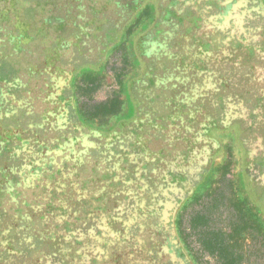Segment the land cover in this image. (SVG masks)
Instances as JSON below:
<instances>
[{"label":"rangeland","instance_id":"374dc122","mask_svg":"<svg viewBox=\"0 0 264 264\" xmlns=\"http://www.w3.org/2000/svg\"><path fill=\"white\" fill-rule=\"evenodd\" d=\"M117 3L0 0V109L11 107L7 96L28 93L35 103L41 82L58 89L62 107L61 115L37 110L26 119L19 108L0 121V264H185L178 256L188 254L184 245L175 251L177 201L187 185L196 187L192 198L205 187L194 183L199 171L223 150L215 153L212 138L230 134L222 131L221 120L222 126L240 122L230 136L244 143L248 155L239 164L235 156L212 197L192 205L185 218L205 215L204 236L221 232L237 264H264V245L255 235L237 245L227 241L235 221L229 200L236 172L253 183L234 186L233 193L246 195L249 223L264 231V6L259 0ZM53 16L66 24H55ZM43 19L48 23L41 26ZM13 30L24 35L14 38ZM59 33L62 48L51 44ZM159 40L166 48H154ZM155 49L157 59L142 57ZM233 84L243 89L240 100L229 90ZM121 85L124 90L116 91ZM117 96L124 100L122 114L110 115L98 130L110 140L88 137L96 123L86 108ZM255 105L262 109L257 118ZM125 113L134 121L121 120ZM158 152L159 162L150 159ZM226 157L217 156L214 166ZM146 182L179 186L148 200ZM145 200L149 206L138 209ZM135 207L138 216L132 214ZM117 216L123 222H115ZM189 234L199 264H222L216 255L200 252L197 233ZM38 238L62 246L46 251Z\"/></svg>","mask_w":264,"mask_h":264},{"label":"trees","instance_id":"16d2710c","mask_svg":"<svg viewBox=\"0 0 264 264\" xmlns=\"http://www.w3.org/2000/svg\"><path fill=\"white\" fill-rule=\"evenodd\" d=\"M120 1L121 0H118L117 6L121 5ZM259 1H260L261 5L264 6V0H259ZM140 2L142 3V0H140ZM141 3H138L137 6L141 5ZM133 5L134 4H132V6ZM52 18L57 22V23L55 22V24H58L60 27H63L66 24V22H64L62 20V18H60V17L53 16ZM46 20L48 21V19H43L42 21H40L39 24L41 26L47 25L48 22ZM5 21H7V20H3V22H5ZM5 28L8 29L7 27H4V31H5ZM8 32H10V31H8ZM15 32H17V33H14V30L12 32H10V34H12V37H14V38L16 35H17V38H22V35H24V33H22L21 31L18 33V31L15 30ZM4 33H7V31H5ZM51 44L55 45L56 47H61V48L63 47L64 43H63V40L60 36V33L52 38ZM152 44L154 45V48H157V47L160 48L161 47L160 50H162V47L166 48V44L164 45L163 40H159L156 43H152ZM206 51L203 50V52H206ZM167 52L168 53L170 52V48H168ZM157 53H158V51H157V49H155V51H153L151 54H148L147 52H146V54H142V57H148L150 60H155L158 58V57H154ZM40 65H41V63H40ZM35 67H37V66H35ZM203 68H202V70H203ZM56 71H61L62 73L67 74L64 69H58ZM45 72L49 76L54 71H51V72L45 71ZM213 74L217 75L216 72H214ZM16 79L19 80L18 77ZM40 79H43V76L42 77L40 76ZM48 79H49V77H48ZM49 80L51 83L52 78H50ZM158 81H161V80L158 79ZM120 84H121V82H120ZM41 85H42L41 89H39V91H37L35 93V97H34L35 103H33L32 99H30V97H29L30 95L28 93L26 94V96H20V97L7 96L5 99L8 102H11V107L9 108V110H4V111L2 109H0V121L3 122L7 119L12 118L14 116V114L17 113L16 109H19V108L22 109V112H23L22 115L25 119L27 118L26 116H28V118H33L37 114H40V112L42 110H45V111L47 110L46 114H55L57 116V114L59 113V115H61L62 112H59V111H62V107L56 101V97H57L56 94H57L58 89L56 91H53V87L51 86V84L49 85L46 82H41ZM213 85H214V83L212 82L211 87H214V86L216 87V85H218V84H217V82H215V85L214 86ZM67 86H68L67 84L66 85L64 84V86L60 87L59 89H65ZM234 87H236L235 84H233V86L230 87L229 90L231 89V91H234L232 94L234 96L238 97V100H240L242 98L241 93H242L243 89L242 88L237 89V87H236V90H238V91H236L233 89ZM123 90H124V86L121 85V88L116 90V91L122 92ZM263 93L264 92L262 91L261 95H263ZM237 95H239L240 97ZM12 104H14V106ZM34 104L36 105V107ZM25 105L28 106V110H26V112H25V110L23 111V109H25V107H23V106H25ZM51 105L55 106V107H53V109H49V106H51ZM57 106L60 109H57L56 108ZM123 107H124V100L119 98V96H117L111 100L108 99L106 102L98 103L92 107H90V106L87 107L86 110L88 113H90V117L93 120V123L94 124L96 123V127H94V129H96V130L94 131V129H93V131H91V133H89L87 136L88 137L95 136L97 138H98V136H101V137H103L102 140H106V141L110 140V138H109L110 136H108L106 134V132L101 133L98 130L100 128V125L103 123V121L106 120L110 115L116 114V113H119L121 115L122 114L121 111H122ZM255 107H256L257 111H254L255 112L254 116H255V118H257V117H259V115H261L262 109L256 105H255ZM30 108H32L33 112L30 111ZM37 110H41V111L38 112ZM256 112H257V114H256ZM28 113H30V114H28ZM119 118L121 120L126 121V122L129 121L130 123L134 121V116H132V115L130 116L127 113L123 114ZM226 120H228V118ZM220 122H221L220 125L223 128L222 131L227 130L230 132V134L233 133L232 132L233 126L236 123H240L238 120H235V121L230 122V124L228 126H222V120ZM240 125L241 124H239V126ZM49 131L50 130L48 128L47 133H49ZM230 134H227L224 136L215 135L212 138L217 145L215 153L218 152L220 149H223V150L219 153L220 155H215L214 157H213L214 154L211 155L207 168H203L199 171V175H198L199 180H197L194 183L205 182V187H203L201 189L202 192L200 194L198 193L196 198L195 197L192 198L193 196H195V188L196 187H194V184H192L190 186L187 185L186 186L187 191L185 193L184 198H181L177 201L176 217H175L174 222H173V225L175 226V233L177 236V240H176L177 246L175 248V251H176V253H178V249L181 248V244L184 245L188 254L185 256L178 255V254L177 255L183 261H185V264H191L190 258L194 261V263H196V264L200 263V260H198V257L194 255L192 250H190L189 244L187 243V240L190 237V234H189L190 231L197 233L196 236H198V239L201 241L200 243H201L202 247L200 249V252L203 251L205 253H208V255H211V256L216 255L219 260L223 261L222 264H237L236 263L237 259L232 258V255H230L231 253L228 250V245L220 240L219 236L221 235V232H219L217 230L216 231H210L209 232L210 236H207V237L204 236V234L206 232L208 233V231L206 229L207 217L205 215L200 214V213H190L189 216H187V218H185V216L187 215V210L192 205H198L202 199L212 197V195L216 191L217 184L221 180H224L225 177L230 173L231 165L235 161V156H237L238 164H239V161H241V160L244 161V155H248V151H245L244 143H242V142L237 143L233 139V137L230 136ZM87 136H86V138H87ZM47 140H49V139H47ZM86 145L92 146V143L89 144L88 139H87ZM232 150H234V152ZM225 152L227 153L226 159L223 158V161H221L219 164L214 166V164L216 163V157L222 156L223 153L225 154ZM240 153H241V156H240ZM154 154L155 155L154 156L152 155L150 159H153V160L158 159V161H156V162H159V160H160L159 159L160 158L159 152L154 153ZM59 158H61V159L65 158V160L68 159V157L65 156V154H62V156H60ZM144 158H146V157H144ZM149 163H152V162H149ZM147 165H148V163H147ZM143 166L145 167L146 165H143ZM4 168L6 170L12 169L11 166L9 167V165L8 166L4 165ZM239 170H241V168ZM162 176L166 177L165 172L162 173ZM237 176H238V174L236 172L235 176H234L235 179L230 184L232 198H231V200H229V207H231V209H232V213L235 216V221L233 222V224L231 226L230 234L227 235V241L229 243L237 245L241 240L245 241L246 237L249 234H253V235H255V237L260 239L262 244L264 245V231L261 228L254 230L252 225L249 223L251 214L249 211L248 199H247L246 195L243 194V192H241L240 196L239 195L237 196L236 194L233 193L234 186L237 189H239L240 186H242V187L247 186L248 183L252 182L251 178L248 175H246L245 178L241 177V179H238ZM171 181L173 182V180H171ZM172 182L169 184L170 187L167 186L165 189H163L162 186L157 187V185L154 184L155 182H151V183L146 182V192L145 193H146V195H148V197H147V198H149L148 200H152L150 198L152 197V195L154 193L155 194H157L158 192L159 193H164V192L166 193L167 190L169 191L170 188H172V185H175V186L178 185L179 186L178 183L174 184ZM148 183H150V184L148 185ZM242 183H244V184H242ZM180 186H182V185H180ZM260 191L262 193H264V188H260ZM233 195H235V196H233ZM155 202H156L155 204H157V205H159L161 203L160 200L159 201L156 200ZM63 206L66 207V205H63ZM136 206L138 209L142 208V207L145 208V207L149 206V203L147 200H145L144 202L140 201ZM132 211H133V213H132L133 216H135L134 212H136L137 216L139 215V212L137 211L136 207L133 208ZM183 214H184V216H183ZM116 219H115V222H117V221L123 222L122 220H120V218H118V216L116 217ZM102 221L104 222V219H102ZM186 221H187V227H185V225H183L184 222H186ZM109 224H111V223H109ZM110 227H112V226H110ZM149 227L150 226L148 225V228ZM149 229L151 230V228H149ZM201 229H204V230H201ZM119 232L120 231H118L117 234H119ZM123 237H125V236L123 235ZM38 242L42 245V247L40 246V248H44V249H46V251H49L50 247H52V248L57 247L58 249H60V247L62 246V244L60 242L57 243L56 241L53 245V241L46 240V238H38ZM223 243L227 246H225ZM170 263H171V261H170ZM171 264H173V263H171Z\"/></svg>","mask_w":264,"mask_h":264}]
</instances>
